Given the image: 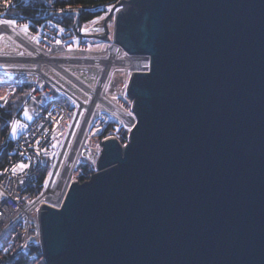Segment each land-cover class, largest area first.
I'll return each mask as SVG.
<instances>
[{"label":"water","instance_id":"95a60500","mask_svg":"<svg viewBox=\"0 0 264 264\" xmlns=\"http://www.w3.org/2000/svg\"><path fill=\"white\" fill-rule=\"evenodd\" d=\"M113 5L103 31L74 28L127 53L139 130L102 139L61 212L41 204L47 264H264V0Z\"/></svg>","mask_w":264,"mask_h":264},{"label":"built area","instance_id":"2783aa9c","mask_svg":"<svg viewBox=\"0 0 264 264\" xmlns=\"http://www.w3.org/2000/svg\"><path fill=\"white\" fill-rule=\"evenodd\" d=\"M0 22V34L7 33L11 39H14L20 43L28 44L29 49L33 55L32 57H26L22 53H14L12 58L18 61H28L26 58H31L41 62L47 60L51 63L50 59H57L62 61L61 64L78 63L102 66L106 68V60L113 59V65H115V59L117 53L120 51L119 46L112 42L110 44V54L107 58H102L99 55L96 56H82V57H57L49 58L46 53V45L51 43V49L62 50L65 48V43H56L50 41L53 37L57 36L51 32L52 28L63 27V25H56L55 21H44L37 24L35 27L29 26L25 33L28 36L38 39V42L30 41L29 38H25L22 33L21 25H8ZM9 56L0 54V60H5ZM129 60V58H128ZM37 64V63H36ZM58 68V70L77 82L65 68L60 69L56 64L52 63ZM38 68L25 69L16 68L11 69L7 67H0V75H8L12 73L11 86L7 90L4 96L0 97V104H3L8 99V95L13 91V85L23 83L24 77L27 74L35 73L37 78L33 83V87L28 93L26 99L21 104L20 109L12 113L7 130L3 133L0 128V154L1 150L5 148L6 154L0 157V264H11L16 261L19 256H29L33 261H37L40 258V253L33 249V245L40 243V212L36 211L37 208L41 209V204L56 203L54 195L63 193L68 185L73 181H81L80 179V162L82 158L92 160L96 165V160L100 155L102 143L99 138V147L88 146L87 139L89 133L94 125H97L96 135L98 137L102 129V111L96 108L99 101H103L101 87L104 85V77H99L98 80H102L103 84L95 87H89L78 81L77 83L86 90V94L92 99L90 103L86 104L83 101L77 99L69 91L64 89L52 78L48 77ZM105 70V69H104ZM103 78V79H102ZM97 80V81H98ZM35 90V91H34ZM31 94V95H29ZM98 96H101L98 98ZM104 102V101H103ZM93 104L94 107L90 108ZM27 107L33 115V120L29 123V128L20 137L13 140L10 135V122L14 119H23V109ZM86 109L83 115V121L78 129L74 145L71 147L69 154L66 155V149L71 133L76 126L79 115L82 110ZM75 111L71 118V113ZM49 113L51 115H49ZM86 120L84 132L81 133L80 129ZM71 118L69 125L68 135L64 140L63 145L57 152L54 160L55 168H51L52 158H45L43 152L40 156L36 155V148L34 147L35 140L40 138L42 146L46 147L49 155L53 153L51 145L54 142L53 136L57 131L61 129L62 124L66 119ZM27 122V121H25ZM47 129L49 135L44 136V130ZM35 132V135L32 133ZM114 134L103 137L102 139L112 136ZM23 153V155H20ZM29 158L32 161L42 160L43 163H34L32 167L26 169L21 173L18 171L16 175L11 173L13 166L20 161L25 163L29 162ZM63 163V171L59 172V166ZM5 169H8L5 172ZM96 170V169H95ZM52 172L51 178L48 177V173ZM23 180L24 183H20ZM45 180L49 181V186L44 187ZM67 182L66 189L63 190V183ZM38 188V192L35 190ZM43 193V195H42ZM32 201L33 203H29ZM41 244V243H40ZM26 245V246H25ZM8 251L5 252L4 249Z\"/></svg>","mask_w":264,"mask_h":264},{"label":"rangeland","instance_id":"374dc122","mask_svg":"<svg viewBox=\"0 0 264 264\" xmlns=\"http://www.w3.org/2000/svg\"><path fill=\"white\" fill-rule=\"evenodd\" d=\"M105 13H101L97 16L104 15ZM97 16H95L92 19H89L87 21L82 22V24L79 27V31L81 33H85L81 31L82 29H88L89 31L87 33H92L94 25L91 23L92 20H94ZM7 20V19H3ZM15 21L16 25H21L22 33H24L25 38H29L30 41L37 42L38 39L33 38L31 36H28L25 33V30L23 28L24 25H29L28 23L25 22H19L15 19H9ZM0 22H2V19H0ZM19 23V24H18ZM110 24V36L112 35V28H113V21H109ZM56 25H59L57 22ZM60 29H63L64 31H60ZM28 30V29H27ZM56 30L57 32H54ZM51 32L54 35H57L50 39L52 42L60 41V43H65L66 49L65 50H58V49H51V43L45 42L49 45V49L46 50L47 54L49 55V58H61V57H82V56H96L99 55L102 58H107L110 54V47L109 45L112 43V38L109 40H104L96 37H87V36H81L78 34V32L74 30H69L65 32V28L63 27H57V28H52ZM28 44H24L23 42L20 43L14 39H11L7 33H2L0 34V54H5L9 56L5 60H0V67H7L11 69H16V68H27L35 69L36 67L38 68V65H40L39 69L43 73H45L46 76H50L56 83H58L60 86H62L64 89L69 91L72 95H74L77 99L83 101L84 103L88 104L91 102V98L86 94V90L81 87L77 82L72 80L71 78L67 77L63 73H61L56 66H54L52 63H48L47 60H43L41 62L36 61V59L33 61L31 58H26L28 61H18L14 60L12 58L14 53H22L24 56L32 57L33 55L29 49ZM128 58V55H125V52L120 49V51L116 55V59H125ZM37 63V64H36ZM64 68L66 71H68L70 74H72L78 81L82 82L86 86L89 87H95L97 80L99 77L103 76L104 74V65L98 67L95 65H85V64H78V63H68L64 64ZM132 70L130 66H125L122 63H115L110 70L107 73V76L104 79V85L101 87V94L104 97V100L106 99L107 101L113 103L114 106H117L118 108L121 109V105H123L125 108H128L129 105L125 101L124 97L121 96V92H125V89L123 87V84L125 81L129 79L128 77V71ZM48 74V75H47ZM12 73L5 75L2 74L0 75V92L2 95H5L4 89H1V85H4L5 81H8L9 77L11 76ZM27 74L25 78V81H35L34 75ZM99 76V77H98ZM103 79V78H102ZM11 86V84H10ZM127 94V92H126ZM113 96H115L117 99H113ZM128 99L131 100V98L128 97ZM87 101V102H85ZM96 108L98 110L102 111V128L104 125H106L108 122L114 123L113 128L115 127V132L116 133H122L126 130V125L127 122L119 116L112 107H108L103 101H99L96 105ZM86 109L82 110L80 115H79V120L76 124V126L73 129V132L70 135L67 149H66V155L69 154L71 147L74 145V141L76 138V135L78 133V129L80 128V125L83 121V115L85 114ZM115 113V115H113ZM75 114V111L71 113V118ZM71 118L66 119L65 122L62 124L61 129H59L55 135V139L53 144H57L55 148H52L53 152L57 153L61 146L64 143L65 138L68 135L69 131V125L71 123ZM124 120V124H121L120 121ZM98 126L94 125L93 128L91 129L88 139H87V145L88 146H98L99 140L96 135V130ZM120 129L119 132L116 131V129ZM127 131V130H126ZM55 156H52V164H54ZM90 159H85L82 158L81 162H86L89 161ZM92 161V160H90ZM93 162V161H92ZM52 165L51 168L52 169ZM63 163L59 166V172L63 171ZM80 170V169H79Z\"/></svg>","mask_w":264,"mask_h":264},{"label":"trees","instance_id":"16d2710c","mask_svg":"<svg viewBox=\"0 0 264 264\" xmlns=\"http://www.w3.org/2000/svg\"><path fill=\"white\" fill-rule=\"evenodd\" d=\"M118 0H0V15L4 19H15L19 22L28 23L29 26L35 27L37 24L46 22H58L65 27V32L74 30L75 17L71 14V10L82 11L79 17V27L82 22L94 18L101 14V10L105 12L108 5H113ZM61 9H64L61 12ZM54 32H57L54 30ZM33 87V83L24 81L23 83L13 85V91L8 95L7 102L0 104V128L3 133L6 132L12 113L20 109L21 104L26 99L28 93ZM114 123L108 122L101 129L98 138L114 134L122 143L129 138V132L126 130L122 133H116ZM6 154L5 148L1 150L0 157ZM96 165L92 161L80 162V179L81 181L88 179L95 171ZM38 192V188L35 190ZM33 249L40 253V258L33 261L29 256H19L18 259L11 264H47L43 257L41 244L33 245Z\"/></svg>","mask_w":264,"mask_h":264},{"label":"snow or ice","instance_id":"6c2138e0","mask_svg":"<svg viewBox=\"0 0 264 264\" xmlns=\"http://www.w3.org/2000/svg\"><path fill=\"white\" fill-rule=\"evenodd\" d=\"M114 8H115L114 5H108L107 8H106L105 14L101 15V16H97L94 20L91 21V23L93 25H96L99 21L106 20L108 14L111 13ZM63 11H64V9H61V12H63ZM82 11H85V10L84 9L71 10V14L74 15V16H79ZM115 11H120V8H115ZM3 23L4 24H8V25H14L15 21L6 20V21H3ZM108 26H110V24ZM23 28H24L25 31H27V29L29 28V25H24ZM103 30H104L103 28H93L92 29V31H95V32H101ZM60 31L62 32L64 30L60 29ZM81 31L87 33L89 30L85 28V29H82ZM57 43H60V41H57ZM125 55H127V53H125ZM134 67H135L136 76L139 77L142 80L150 78V76L153 74L152 61L151 60H148L147 62H144L142 64H137ZM132 75H133L132 71L129 70L128 71L129 79L127 81H125L124 84H123L125 92H121V96L124 97L125 101L129 105L128 108H125L123 105H121L122 114L124 116L130 118V120L128 121V123L126 125V130L129 133L133 132V130H137V131L139 130V127H138L139 126L138 114L134 111V108H133L134 101L128 99V95L126 94L128 88H129V83H135V81L132 80ZM29 95H31V94H29ZM113 99L115 100L117 98L115 96H113ZM6 102L7 101H5V103ZM85 102H87V101H85ZM49 115H51V114L49 113ZM113 115H115V113H113ZM22 117H23V119H14V120H12L10 122V125H9L10 129H11L10 135H11L13 140L17 139L25 131H27V129L29 128V123L33 120V115H32V113L30 112V110L27 107H25L23 109ZM25 121H27V122H25ZM120 123L124 124L125 122H124V120H121ZM98 131H101V130H98ZM116 131L119 132L120 129L118 128V129H116ZM32 135H35V132H33ZM48 135H49L48 130L45 129L44 130V136L47 137ZM52 138L55 139V136H53ZM56 146H57V144H55V143L51 145L52 148H55ZM34 147L36 148L37 157L40 156L41 152H43L45 158H47V159H51L52 156L57 155V153H55V152H53V153H51V155H49V152H48L47 148L42 146V142H41L40 138L35 140ZM97 147H99V145ZM124 147L127 149L129 147V144L125 143ZM20 155H23V153H21ZM34 163H43V161L42 160L32 161L31 158H29V162L28 163L20 161L18 164H16L15 166L12 167L11 173L13 175H16L18 173V171L23 173V172H25L26 169H29L30 167H32V165ZM52 167L55 168L56 165L52 164ZM7 171H8V169H5V172H7ZM52 175H53L52 172L48 173V177L49 178H51ZM20 183L22 184V183H24V181L21 180ZM48 186H49V181L45 180L44 187L47 188ZM42 195H43V193H42ZM29 203H33V202L29 201ZM47 206L49 208L53 209L54 211H56L57 213L62 211L61 205L58 204V203H50ZM36 211L39 213L41 211V209L37 208ZM4 251L7 252L8 249L5 248Z\"/></svg>","mask_w":264,"mask_h":264},{"label":"bare ground","instance_id":"6f19581e","mask_svg":"<svg viewBox=\"0 0 264 264\" xmlns=\"http://www.w3.org/2000/svg\"><path fill=\"white\" fill-rule=\"evenodd\" d=\"M125 60H126V62H125V64H123V65H125V66H129L130 63L127 62V61H128V58H125ZM49 61H50L51 63L56 64L60 69H62L61 67L64 68V64H61L62 61H58L57 59H50ZM105 62H106V63H105V64H106V68H105V70H104V74H103V77H104V78L107 76L108 71L110 70V68H111V67L113 66V64H114L112 58L107 59ZM115 62H116V63H119L120 60L115 59ZM62 70H64V69H62ZM100 97H101V96H98V98H100ZM103 101H104V100H103ZM93 104H94V103H92V104L90 105V108L94 107ZM129 120H130V118H127V121H129ZM63 196H64L63 193H60V194H57V193H56V194L54 195V199H55L56 201H58L59 198H63Z\"/></svg>","mask_w":264,"mask_h":264},{"label":"crops","instance_id":"0c3cea01","mask_svg":"<svg viewBox=\"0 0 264 264\" xmlns=\"http://www.w3.org/2000/svg\"><path fill=\"white\" fill-rule=\"evenodd\" d=\"M0 19H4V18H2V17H0ZM19 24V23H18ZM13 26V25H12ZM49 49V45L47 44L46 45V50H48ZM31 68H33V67H31ZM26 69V68H25ZM30 75H34V77H35V79L34 80H36V78H37V74H35V73H32V74H30ZM29 75V76H30ZM48 75V74H47ZM26 77H28V76H26ZM26 77H24V79L26 78ZM50 77V76H49ZM11 78L12 77H9V79H8V81H5L4 82V85H1V89H4V92H5V94H6V92H7V90L10 88V84H11ZM51 78V77H50ZM32 82V81H31ZM1 96H4V95H2V93L0 92V97Z\"/></svg>","mask_w":264,"mask_h":264}]
</instances>
